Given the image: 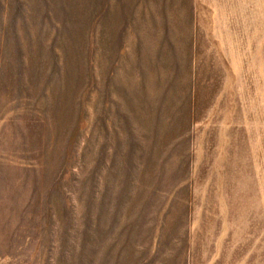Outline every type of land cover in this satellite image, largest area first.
<instances>
[{"label":"rangeland","instance_id":"obj_1","mask_svg":"<svg viewBox=\"0 0 264 264\" xmlns=\"http://www.w3.org/2000/svg\"><path fill=\"white\" fill-rule=\"evenodd\" d=\"M0 264H264V0H0Z\"/></svg>","mask_w":264,"mask_h":264}]
</instances>
